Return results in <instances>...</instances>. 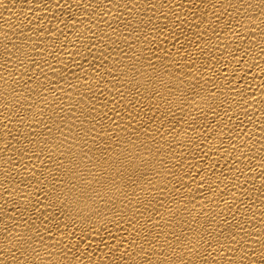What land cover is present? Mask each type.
<instances>
[{
    "label": "bare ground",
    "instance_id": "1",
    "mask_svg": "<svg viewBox=\"0 0 264 264\" xmlns=\"http://www.w3.org/2000/svg\"><path fill=\"white\" fill-rule=\"evenodd\" d=\"M0 264H264V0H0Z\"/></svg>",
    "mask_w": 264,
    "mask_h": 264
}]
</instances>
